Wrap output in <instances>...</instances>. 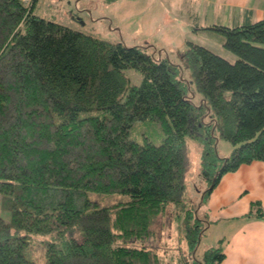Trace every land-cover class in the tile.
Masks as SVG:
<instances>
[{
    "label": "trees",
    "instance_id": "1",
    "mask_svg": "<svg viewBox=\"0 0 264 264\" xmlns=\"http://www.w3.org/2000/svg\"><path fill=\"white\" fill-rule=\"evenodd\" d=\"M35 7L0 0V207L9 210L0 215V264H36L26 255L31 232L50 235L44 264H161L155 224L183 201L187 138L201 144L202 204L225 172L264 160V17L202 26L234 61L187 40L177 63ZM127 67L141 72L138 84ZM141 120L159 124L158 142L129 137ZM218 140L230 153L220 154ZM88 191L128 198L100 205ZM195 209L178 218L190 252L210 221ZM245 217L264 218V207L252 201ZM223 257L220 242L191 264Z\"/></svg>",
    "mask_w": 264,
    "mask_h": 264
},
{
    "label": "rangeland",
    "instance_id": "2",
    "mask_svg": "<svg viewBox=\"0 0 264 264\" xmlns=\"http://www.w3.org/2000/svg\"><path fill=\"white\" fill-rule=\"evenodd\" d=\"M200 2L201 0H39L34 11L107 41L145 46L147 51L156 56H168L177 63H181L187 40L202 44L234 61L237 55L218 42V33L195 32V15L197 8H200ZM123 71L130 83L138 84L141 81L142 74L139 70L127 67ZM181 76L188 78L185 67L182 68ZM198 96L196 94L194 99L197 100ZM129 137L139 142L144 138L158 142L161 130L156 121H136L129 129ZM221 142L224 144L220 146L221 152L230 153L232 145L227 141ZM187 145L191 168L186 177L183 201L170 205V208L157 218L155 224V243L160 248L161 264H191L194 259L201 260L203 251L222 242L224 233L221 226H206L196 250L190 252L187 247L180 220L186 209L192 207L202 216L203 207L199 200L208 185V180L200 172L201 144L195 139L187 138ZM88 197L104 205L125 200L128 195L119 192L88 191ZM0 215L8 218L9 210L0 207ZM48 239L49 234L30 233L26 255L36 264H44V244Z\"/></svg>",
    "mask_w": 264,
    "mask_h": 264
},
{
    "label": "crops",
    "instance_id": "3",
    "mask_svg": "<svg viewBox=\"0 0 264 264\" xmlns=\"http://www.w3.org/2000/svg\"><path fill=\"white\" fill-rule=\"evenodd\" d=\"M38 2L35 0V6ZM199 5L195 32L215 33L202 26L236 25L264 17L263 0H201ZM218 42L221 43L219 35ZM221 141H217V147L220 154L227 155L221 152L220 146L224 145ZM252 201L264 207L262 159L241 163L235 170L225 172L202 204V216L210 220L207 226L218 225L224 230L221 237L224 257L218 264H264V218L245 217Z\"/></svg>",
    "mask_w": 264,
    "mask_h": 264
},
{
    "label": "built area",
    "instance_id": "4",
    "mask_svg": "<svg viewBox=\"0 0 264 264\" xmlns=\"http://www.w3.org/2000/svg\"><path fill=\"white\" fill-rule=\"evenodd\" d=\"M24 4L26 5H30V3L32 2V0H22Z\"/></svg>",
    "mask_w": 264,
    "mask_h": 264
}]
</instances>
